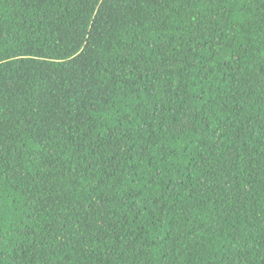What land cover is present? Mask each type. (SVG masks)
I'll use <instances>...</instances> for the list:
<instances>
[{
  "label": "trees",
  "instance_id": "16d2710c",
  "mask_svg": "<svg viewBox=\"0 0 264 264\" xmlns=\"http://www.w3.org/2000/svg\"><path fill=\"white\" fill-rule=\"evenodd\" d=\"M0 264H264V0H0Z\"/></svg>",
  "mask_w": 264,
  "mask_h": 264
}]
</instances>
